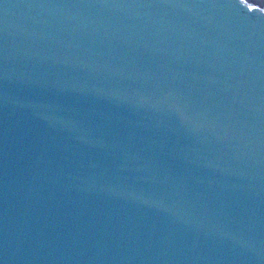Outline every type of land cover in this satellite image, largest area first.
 <instances>
[{"label": "water", "instance_id": "obj_1", "mask_svg": "<svg viewBox=\"0 0 264 264\" xmlns=\"http://www.w3.org/2000/svg\"><path fill=\"white\" fill-rule=\"evenodd\" d=\"M0 264H264V0H0Z\"/></svg>", "mask_w": 264, "mask_h": 264}]
</instances>
